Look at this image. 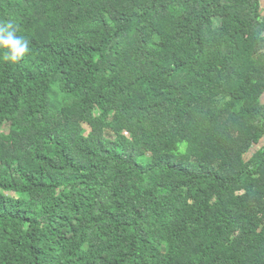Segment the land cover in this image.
Returning <instances> with one entry per match:
<instances>
[{"label": "trees", "instance_id": "1", "mask_svg": "<svg viewBox=\"0 0 264 264\" xmlns=\"http://www.w3.org/2000/svg\"><path fill=\"white\" fill-rule=\"evenodd\" d=\"M263 5L0 0V264H264Z\"/></svg>", "mask_w": 264, "mask_h": 264}, {"label": "clouds", "instance_id": "2", "mask_svg": "<svg viewBox=\"0 0 264 264\" xmlns=\"http://www.w3.org/2000/svg\"><path fill=\"white\" fill-rule=\"evenodd\" d=\"M18 28L12 22L0 21V53L9 63L21 61L30 51V40L18 35Z\"/></svg>", "mask_w": 264, "mask_h": 264}, {"label": "crops", "instance_id": "3", "mask_svg": "<svg viewBox=\"0 0 264 264\" xmlns=\"http://www.w3.org/2000/svg\"><path fill=\"white\" fill-rule=\"evenodd\" d=\"M263 101H264V97H263Z\"/></svg>", "mask_w": 264, "mask_h": 264}, {"label": "rangeland", "instance_id": "4", "mask_svg": "<svg viewBox=\"0 0 264 264\" xmlns=\"http://www.w3.org/2000/svg\"><path fill=\"white\" fill-rule=\"evenodd\" d=\"M264 0H262V2H263ZM264 6V5H263Z\"/></svg>", "mask_w": 264, "mask_h": 264}]
</instances>
